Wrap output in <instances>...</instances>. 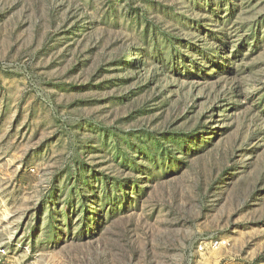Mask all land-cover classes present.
I'll list each match as a JSON object with an SVG mask.
<instances>
[{
	"label": "rangeland",
	"instance_id": "obj_1",
	"mask_svg": "<svg viewBox=\"0 0 264 264\" xmlns=\"http://www.w3.org/2000/svg\"><path fill=\"white\" fill-rule=\"evenodd\" d=\"M0 264H264V0H0Z\"/></svg>",
	"mask_w": 264,
	"mask_h": 264
},
{
	"label": "built area",
	"instance_id": "obj_2",
	"mask_svg": "<svg viewBox=\"0 0 264 264\" xmlns=\"http://www.w3.org/2000/svg\"><path fill=\"white\" fill-rule=\"evenodd\" d=\"M221 244H224V243H219L218 241H215V247H217V246H219ZM201 250H202V248H201Z\"/></svg>",
	"mask_w": 264,
	"mask_h": 264
}]
</instances>
